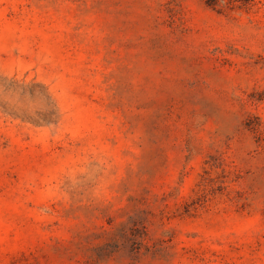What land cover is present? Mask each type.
I'll return each instance as SVG.
<instances>
[{"label": "rangeland", "instance_id": "374dc122", "mask_svg": "<svg viewBox=\"0 0 264 264\" xmlns=\"http://www.w3.org/2000/svg\"><path fill=\"white\" fill-rule=\"evenodd\" d=\"M0 264H264V0H0Z\"/></svg>", "mask_w": 264, "mask_h": 264}]
</instances>
